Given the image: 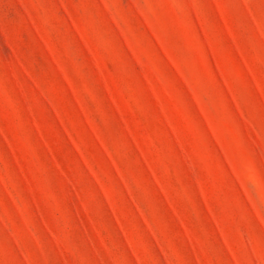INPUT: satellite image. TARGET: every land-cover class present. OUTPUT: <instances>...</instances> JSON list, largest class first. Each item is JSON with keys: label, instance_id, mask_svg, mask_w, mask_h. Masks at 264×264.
<instances>
[{"label": "rangeland", "instance_id": "rangeland-1", "mask_svg": "<svg viewBox=\"0 0 264 264\" xmlns=\"http://www.w3.org/2000/svg\"><path fill=\"white\" fill-rule=\"evenodd\" d=\"M0 264H264V0H0Z\"/></svg>", "mask_w": 264, "mask_h": 264}]
</instances>
